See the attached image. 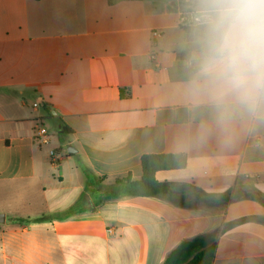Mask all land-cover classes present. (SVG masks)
I'll return each mask as SVG.
<instances>
[{"label": "crops", "instance_id": "crops-1", "mask_svg": "<svg viewBox=\"0 0 264 264\" xmlns=\"http://www.w3.org/2000/svg\"><path fill=\"white\" fill-rule=\"evenodd\" d=\"M181 2L0 0V264H164L200 235L217 242L213 264H264V224L252 220L264 206L219 198L245 189L264 199V124L225 133L190 102ZM40 109L57 122L58 146L35 140ZM179 153L185 169L157 174L177 184L169 198L95 207L84 196L82 167L105 181L138 180L143 155ZM21 185L41 194L17 201ZM81 199L84 215L32 221Z\"/></svg>", "mask_w": 264, "mask_h": 264}, {"label": "clouds", "instance_id": "clouds-1", "mask_svg": "<svg viewBox=\"0 0 264 264\" xmlns=\"http://www.w3.org/2000/svg\"><path fill=\"white\" fill-rule=\"evenodd\" d=\"M185 91L225 133L264 124V0H185Z\"/></svg>", "mask_w": 264, "mask_h": 264}, {"label": "trees", "instance_id": "trees-1", "mask_svg": "<svg viewBox=\"0 0 264 264\" xmlns=\"http://www.w3.org/2000/svg\"><path fill=\"white\" fill-rule=\"evenodd\" d=\"M184 4V3H182ZM61 137L69 135L71 130L61 124ZM142 177L138 180L130 175L117 177L114 182L105 187V177H98L86 167L82 171L86 177L84 196H88L91 206H99L110 201L126 198H169L175 194L177 184L168 181H159L157 174L162 171L183 170L187 166V158L184 154H147L141 158ZM195 192H202L194 189ZM206 194V193H204ZM209 196V195H206ZM211 196V195H210ZM214 200L216 196H211ZM226 202H235L250 199L264 206V199L257 192H249L245 189L235 190L233 193L219 197ZM83 199L77 201L67 210L48 216L33 219V222H45L52 220H69L87 212L81 211ZM253 221L264 224V217H254ZM217 242L209 240L203 235L196 236L181 242L167 257L164 264H213L215 259Z\"/></svg>", "mask_w": 264, "mask_h": 264}, {"label": "rangeland", "instance_id": "rangeland-1", "mask_svg": "<svg viewBox=\"0 0 264 264\" xmlns=\"http://www.w3.org/2000/svg\"><path fill=\"white\" fill-rule=\"evenodd\" d=\"M181 4L182 8L184 9V11L186 12V7H185V0H182ZM38 116H43V119H40L38 121V124H41L42 126H44L48 133L49 136L52 140V143L54 146H58L56 145V142H58V135H57V131H58V127H57V122L53 119V116L48 115L46 113V111L44 109H40L37 113ZM47 117V118H45ZM50 145V146H53ZM51 148H55V147H51ZM64 152H66V150H64ZM113 181H105L104 182V186L108 187L112 184ZM2 192L0 189V208H3V212L8 210L7 209V204L6 202L3 201L2 199ZM249 192L253 193L251 190H249ZM41 194V192L38 189H34V187L32 185H21V186H17L14 189H12V196H14L13 198L16 199L17 201L23 202L24 200L29 201L32 198H38L39 195ZM4 202V203H3ZM8 202V199H7ZM36 209V208H35ZM35 209H31V210H35ZM29 210V209H28Z\"/></svg>", "mask_w": 264, "mask_h": 264}, {"label": "built area", "instance_id": "built-area-1", "mask_svg": "<svg viewBox=\"0 0 264 264\" xmlns=\"http://www.w3.org/2000/svg\"><path fill=\"white\" fill-rule=\"evenodd\" d=\"M185 22H186V19L182 18V23H185ZM157 35H158L157 33H154V36H157ZM151 59L154 61L155 66L157 68H159L160 67V63L158 62L156 56L152 55ZM33 107L34 108H39V103L35 102L33 104ZM35 140L38 143H40L41 145H45V146H48V145L51 144V139H50L49 133H48L47 129L44 126H42L41 124H37ZM50 157H51L52 163L54 165H59L60 164L61 156H60V153H58L57 150L51 149Z\"/></svg>", "mask_w": 264, "mask_h": 264}, {"label": "water", "instance_id": "water-1", "mask_svg": "<svg viewBox=\"0 0 264 264\" xmlns=\"http://www.w3.org/2000/svg\"><path fill=\"white\" fill-rule=\"evenodd\" d=\"M188 34H189V31H188ZM188 37H189V35H188ZM76 152H77V150L74 149L73 147H68V149H67V153L69 155H72V154H74ZM4 222H5V215L1 214L0 215V223H4Z\"/></svg>", "mask_w": 264, "mask_h": 264}]
</instances>
